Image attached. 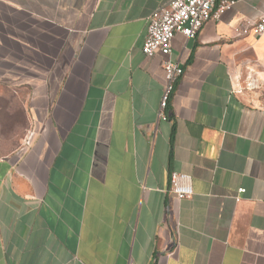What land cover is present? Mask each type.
<instances>
[{
    "label": "crops",
    "instance_id": "0c3cea01",
    "mask_svg": "<svg viewBox=\"0 0 264 264\" xmlns=\"http://www.w3.org/2000/svg\"><path fill=\"white\" fill-rule=\"evenodd\" d=\"M171 1L0 0V87L32 121L0 157V264H264V108L236 91L264 71V0L175 35L165 121L163 57L143 46Z\"/></svg>",
    "mask_w": 264,
    "mask_h": 264
},
{
    "label": "built area",
    "instance_id": "2783aa9c",
    "mask_svg": "<svg viewBox=\"0 0 264 264\" xmlns=\"http://www.w3.org/2000/svg\"><path fill=\"white\" fill-rule=\"evenodd\" d=\"M238 1L173 0L149 16L143 53L148 57L161 55L166 72V81L158 111L160 119L165 121L169 119L167 111L176 83L184 74V70L171 59L172 41L175 35L182 34L186 38L196 37L204 23L212 18L218 19L222 14L232 10ZM252 31L256 36L264 34V15L254 23ZM170 189L178 200L189 199L194 194L191 177L181 173L174 172L170 175ZM244 192V189H240L239 196ZM128 264L134 263L129 261Z\"/></svg>",
    "mask_w": 264,
    "mask_h": 264
},
{
    "label": "rangeland",
    "instance_id": "374dc122",
    "mask_svg": "<svg viewBox=\"0 0 264 264\" xmlns=\"http://www.w3.org/2000/svg\"><path fill=\"white\" fill-rule=\"evenodd\" d=\"M238 95L248 104L264 108V71H249L236 82ZM32 121L25 97L0 87V157L28 143Z\"/></svg>",
    "mask_w": 264,
    "mask_h": 264
}]
</instances>
